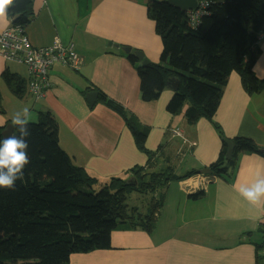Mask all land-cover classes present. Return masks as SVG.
Listing matches in <instances>:
<instances>
[{
    "label": "crops",
    "instance_id": "0c3cea01",
    "mask_svg": "<svg viewBox=\"0 0 264 264\" xmlns=\"http://www.w3.org/2000/svg\"><path fill=\"white\" fill-rule=\"evenodd\" d=\"M32 5L34 17L24 29L30 45L44 48L58 37L73 44L81 64L77 70L54 65L48 74L49 89L36 99L27 89L26 67L0 57L3 130L25 107L29 122L50 114L58 125L60 148L75 166L100 182L126 178L130 170L148 162L111 104L145 131L146 151L154 153L167 145V154L178 160L177 168L186 165L199 172L209 167L219 156L222 136L248 138L264 149V92L248 95L235 72L227 78L212 120L201 118L189 125L185 108L179 115L168 113L174 93L168 89L157 100L142 99L137 65L121 48L142 52L148 63L159 62L162 43L145 0H32ZM10 26L7 15L0 18V34ZM259 47L253 71L264 80V35ZM4 72L25 82L22 99L4 83ZM93 92L97 97L91 106L86 96ZM257 172L264 174V157L240 154L223 177L198 173L172 182L151 233L120 224L111 233L110 249L73 254L70 264H260L264 203L253 205L238 192ZM198 192H204L203 197L189 199Z\"/></svg>",
    "mask_w": 264,
    "mask_h": 264
},
{
    "label": "trees",
    "instance_id": "16d2710c",
    "mask_svg": "<svg viewBox=\"0 0 264 264\" xmlns=\"http://www.w3.org/2000/svg\"><path fill=\"white\" fill-rule=\"evenodd\" d=\"M145 1L162 53L157 64L144 67H139L132 53L127 54L132 65H137L144 101L157 100L167 82L177 79L178 90L167 111L179 115L185 108L186 123L194 125L201 118L213 119L232 72L238 74L248 95L264 92V80L253 71L261 53L259 38L264 35V0H199L208 6L197 28L190 26L187 12L165 0ZM7 17L11 27L24 30L34 17L32 0H13ZM2 80L22 99L26 90L23 80L8 72L2 74ZM101 99L106 101L103 94ZM111 106L130 129L135 145L146 154V166L130 170L126 178L100 182L75 166L60 148L58 125L50 114L29 122L30 163L14 188H0V264H70L73 254L110 249L111 233L120 224L151 233L168 185L198 175L196 169L177 173L169 166L153 171L162 164L161 159L169 162L167 145L154 153L146 151L145 131L122 109ZM13 129V135H19L15 126ZM2 131L0 128V141ZM221 139L219 156L207 167L210 176L223 177L240 154L264 157L262 148L251 139L234 138L232 159L226 160L227 146L225 138ZM133 193L151 195L143 212L128 203ZM203 195L198 192L188 197L196 201Z\"/></svg>",
    "mask_w": 264,
    "mask_h": 264
},
{
    "label": "built area",
    "instance_id": "2783aa9c",
    "mask_svg": "<svg viewBox=\"0 0 264 264\" xmlns=\"http://www.w3.org/2000/svg\"><path fill=\"white\" fill-rule=\"evenodd\" d=\"M208 4L198 2L197 9L188 11L187 16L192 28L199 26L200 18L205 14ZM0 57L8 62L24 65L29 74L28 92L36 99L42 98L50 87L49 71L54 65L77 70L81 64L79 55L71 43H63L55 37L50 46L33 48L24 30L9 27L0 34ZM264 258V242L261 247Z\"/></svg>",
    "mask_w": 264,
    "mask_h": 264
},
{
    "label": "clouds",
    "instance_id": "9594fccd",
    "mask_svg": "<svg viewBox=\"0 0 264 264\" xmlns=\"http://www.w3.org/2000/svg\"><path fill=\"white\" fill-rule=\"evenodd\" d=\"M12 4L13 0H0V18L6 17ZM11 119L19 135L9 134L0 141V188L9 189L15 187V181L23 177V169L30 163L27 151V137L30 135L28 107L15 113ZM238 192L244 200L253 205L264 203V174L257 172L253 182L241 184Z\"/></svg>",
    "mask_w": 264,
    "mask_h": 264
},
{
    "label": "water",
    "instance_id": "95a60500",
    "mask_svg": "<svg viewBox=\"0 0 264 264\" xmlns=\"http://www.w3.org/2000/svg\"><path fill=\"white\" fill-rule=\"evenodd\" d=\"M153 2H158L159 0H151ZM165 2L185 11H193L195 9H197L198 7V2L199 0H165ZM115 48H118V46L114 45ZM122 51L126 54H130L132 53L133 56L139 61V67H144L148 64V61L146 59H144L143 53L140 51H133L131 50V48L129 47H122L121 48ZM178 85L179 82L177 79L173 80L172 82H167L166 84V89L170 90L171 92H176L178 90ZM96 97L97 94L96 93H90L86 96L89 105H93L96 101ZM13 126L11 124H8L5 129L1 132V136L4 139L5 136L9 135V134H13ZM224 143L227 146V151H226V160H231L232 159V155H233V151H234V141L230 140V139H225L223 140ZM261 153L264 154V149H261ZM199 174L202 175H209L211 173V171L208 168H204L199 170L198 172Z\"/></svg>",
    "mask_w": 264,
    "mask_h": 264
},
{
    "label": "rangeland",
    "instance_id": "374dc122",
    "mask_svg": "<svg viewBox=\"0 0 264 264\" xmlns=\"http://www.w3.org/2000/svg\"><path fill=\"white\" fill-rule=\"evenodd\" d=\"M2 102V101H1ZM170 158L168 159L169 162H164L162 161V159L159 161L161 162L162 164H160L158 166V168H155L153 171H156V170H159L160 167H166V166H169L171 168H175L177 173H184L186 171H188L186 165L182 166V167H179L177 168L176 165L178 164V160L176 158H173L171 156H169ZM151 198V195L148 194V195H139L137 193H133L131 196H130V200L128 201V203L130 205H136L141 212L144 211V209L146 208V203L148 202V200ZM261 261H260V264H264V258L261 256L260 257Z\"/></svg>",
    "mask_w": 264,
    "mask_h": 264
}]
</instances>
